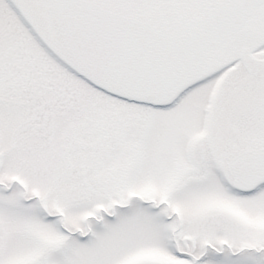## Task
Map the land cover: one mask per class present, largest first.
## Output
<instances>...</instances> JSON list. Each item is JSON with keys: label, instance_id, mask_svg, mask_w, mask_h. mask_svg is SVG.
<instances>
[{"label": "snow or ice", "instance_id": "1", "mask_svg": "<svg viewBox=\"0 0 264 264\" xmlns=\"http://www.w3.org/2000/svg\"><path fill=\"white\" fill-rule=\"evenodd\" d=\"M0 264H264V0H0Z\"/></svg>", "mask_w": 264, "mask_h": 264}]
</instances>
